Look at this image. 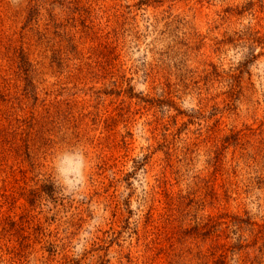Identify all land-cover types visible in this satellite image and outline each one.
I'll use <instances>...</instances> for the list:
<instances>
[{"label":"rangeland","instance_id":"obj_1","mask_svg":"<svg viewBox=\"0 0 264 264\" xmlns=\"http://www.w3.org/2000/svg\"><path fill=\"white\" fill-rule=\"evenodd\" d=\"M258 263L264 0H0V264Z\"/></svg>","mask_w":264,"mask_h":264},{"label":"clouds","instance_id":"obj_2","mask_svg":"<svg viewBox=\"0 0 264 264\" xmlns=\"http://www.w3.org/2000/svg\"><path fill=\"white\" fill-rule=\"evenodd\" d=\"M50 179L63 195H76L87 183L90 167L84 147L79 145L56 149L50 160ZM32 261V257L29 258Z\"/></svg>","mask_w":264,"mask_h":264},{"label":"trees","instance_id":"obj_3","mask_svg":"<svg viewBox=\"0 0 264 264\" xmlns=\"http://www.w3.org/2000/svg\"><path fill=\"white\" fill-rule=\"evenodd\" d=\"M253 262H254V260H253ZM259 264V263H258Z\"/></svg>","mask_w":264,"mask_h":264}]
</instances>
